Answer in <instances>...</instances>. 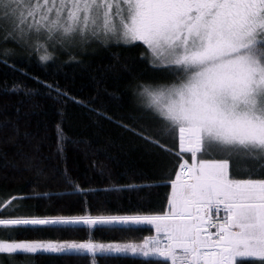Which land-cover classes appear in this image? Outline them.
<instances>
[{"label": "snow or ice", "instance_id": "snow-or-ice-1", "mask_svg": "<svg viewBox=\"0 0 264 264\" xmlns=\"http://www.w3.org/2000/svg\"><path fill=\"white\" fill-rule=\"evenodd\" d=\"M94 42L122 50L143 46L138 58L114 53L107 66L132 75V109L117 118L95 97L82 101L56 81L32 77L60 104L58 119L43 131H22L18 119L0 122V181L10 179L9 170L32 174L27 192L0 187V264H37L41 257L77 264H100L98 258L112 264L129 258L133 264H264V0H0V65L6 68L24 72L13 58L36 55L46 65L58 52H73L69 60L76 61V50L83 54ZM137 59L162 77L139 80ZM7 90L36 91L16 81ZM69 101L85 107L98 130L107 121L139 141L159 162L155 174H120L93 161L107 183L83 187L67 167V146L87 153L90 141L67 136ZM52 160L64 164L62 173ZM53 182L85 199L40 214L35 201L51 202V193L41 189ZM160 187L167 192L154 205L151 189ZM124 193H134L135 203L110 207V198ZM145 226L150 234L139 240L105 242L93 235ZM45 228L87 229L88 238H16L21 230Z\"/></svg>", "mask_w": 264, "mask_h": 264}, {"label": "trees", "instance_id": "trees-1", "mask_svg": "<svg viewBox=\"0 0 264 264\" xmlns=\"http://www.w3.org/2000/svg\"><path fill=\"white\" fill-rule=\"evenodd\" d=\"M131 49H119L114 46H105L100 43H90L87 45V51L80 54L76 50L77 60H69L73 52H58L55 61H49L46 65L37 62L36 55H33L31 61L26 58L15 59L18 67L24 69L20 72L15 69L6 68L0 65V122L5 119H18L21 130L27 128L30 131L40 130L47 126L51 128L58 119L57 109L60 104L46 95V90L41 89L32 78L40 77L41 80L49 82L56 81L61 86L70 88L71 94L87 101L95 97L94 103L107 109L110 114L117 118L126 115L132 109V93L130 83H133V77L128 72L121 69L118 73L107 70V66L114 60V53H119L121 59L125 57L138 58L142 52L143 46L140 42ZM78 61H83L78 62ZM134 73L142 72L138 79L144 82H151L162 77L159 72H154L146 63L136 60L133 66ZM22 82L29 87L35 88L36 91L31 95L25 96L23 91H8L12 83ZM97 81H100L98 86ZM19 109V112H17ZM64 127L67 136L71 141L80 138H87L90 141V150L85 153L77 144L69 143L67 146V167L71 170L72 175L80 178V182L86 189L103 187L107 181L102 179L98 171L92 167V162L96 161L108 167H112L116 173L124 174L130 169H144L149 175H154L159 162H153V158L145 155L144 147L139 141L132 142L129 140L127 133H122L107 121L103 122L102 129L97 128L92 117L85 107L69 101L64 105ZM111 137L114 143H107L106 138ZM133 143L135 147H133ZM125 147L121 149L120 145ZM11 154L14 149L9 148ZM45 153H48L47 147ZM19 163V161H17ZM52 163L58 164V171L63 172L64 164L52 160ZM10 179L0 181V187L10 194H15L16 190L29 191L32 179L30 172L12 173L9 170ZM127 181L121 179L120 183ZM51 193V202L47 198L35 201L40 206V214H56V210L61 205L68 203H79L85 197H71L61 185L53 182L49 187L41 189ZM167 189L165 187L151 189V202L158 205L162 198H165ZM116 194H113L115 196ZM93 204L97 203V196L91 192L87 197ZM131 199L135 203V194L124 193L121 199L115 200L110 198V207L128 206ZM32 203V201H29ZM148 226L143 227L134 233H122L116 231L97 230L93 233L94 237L102 241L109 240H126V239H143L149 235ZM20 239H72L88 238L87 229H80L76 232H62L53 228L41 230H21ZM100 264H112L111 261H105L98 258ZM37 264H77L75 259H49L41 257ZM115 264H133V258L116 261Z\"/></svg>", "mask_w": 264, "mask_h": 264}]
</instances>
